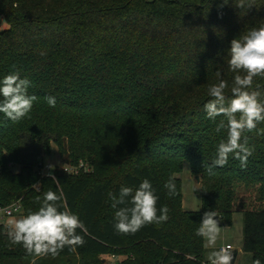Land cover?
<instances>
[{"label":"trees","instance_id":"16d2710c","mask_svg":"<svg viewBox=\"0 0 264 264\" xmlns=\"http://www.w3.org/2000/svg\"><path fill=\"white\" fill-rule=\"evenodd\" d=\"M249 2L250 9H238L233 0L222 7L223 0H0L9 25L0 29V79L18 71L37 97L18 122L0 113V207L20 201L26 215L39 209L36 197L63 193L88 230H77L86 243L75 251L33 257L10 243L0 223V264H105V254L123 256L120 264H205L204 239L195 234L204 212L230 222L238 184L264 203V122L243 134L254 148L246 167L230 154L210 172L227 132L217 133L222 117L213 122L204 109L210 85L227 81V102L234 76L243 74L229 68L228 49L264 23V0ZM248 90L261 91L264 103V77ZM27 139L44 155L55 145L60 165L78 173L43 172L42 158L24 154ZM185 162L201 178L197 211L182 206L176 174ZM170 177L173 196L164 187ZM145 178L169 219L134 235L117 233L112 195ZM242 249L264 264V205L245 210Z\"/></svg>","mask_w":264,"mask_h":264},{"label":"clouds","instance_id":"9594fccd","mask_svg":"<svg viewBox=\"0 0 264 264\" xmlns=\"http://www.w3.org/2000/svg\"><path fill=\"white\" fill-rule=\"evenodd\" d=\"M228 0H223V5ZM238 9H250L249 0H233ZM228 65L236 74L231 86L232 98L227 100L225 89L228 82L219 79L218 83L208 88V95L212 98L204 109L207 118L215 122V131L226 130L227 136L222 139L216 148V155L209 171L213 167H223L228 163L229 155L240 162L241 167H246L248 158L252 156L254 148L248 146V138L243 134L256 129L259 122H264V103L260 102L261 91L252 88L254 77H264V23L259 27H252L239 38L230 42L228 49ZM217 76L221 73L217 71ZM31 82L21 78L18 71L12 72L0 79V113H3L13 122L25 118L37 100L35 95H29L28 89ZM50 107H55V97H46ZM243 137V142L242 141ZM54 182L55 179L53 178ZM164 187L168 195L176 193L174 177H170ZM112 207L118 209L115 212L114 229L120 234H135L141 228L151 224H161L169 219L167 206L157 208L158 197L155 195L152 184L148 179H143L138 188L122 186L119 196L112 195ZM40 203L37 211H30L19 218L7 221L6 233L10 243L22 245L27 255L43 257L58 256L66 247L75 251L86 243L84 236L87 234L85 224L79 217L71 212L63 198L51 190L44 193L43 198L36 197ZM122 206V207H118ZM62 209V210H61ZM159 213V214H158ZM205 238L208 247H215L220 235V217L214 210L204 212L199 228L195 233ZM209 264H232L233 255L230 248L225 247L212 251L208 257ZM31 264H36L35 258ZM254 264H261L259 259Z\"/></svg>","mask_w":264,"mask_h":264},{"label":"rangeland","instance_id":"374dc122","mask_svg":"<svg viewBox=\"0 0 264 264\" xmlns=\"http://www.w3.org/2000/svg\"><path fill=\"white\" fill-rule=\"evenodd\" d=\"M9 25L0 15V29H7ZM24 154L30 160L33 161L37 157L42 158L43 164H50L53 167H59L63 169L64 167L71 168L70 165H60L59 155L57 153V148L53 145L52 153L49 155H44L42 153L41 147L32 143L29 139L25 140L24 143ZM18 169V167H16ZM77 169V168H76ZM44 172V170H42ZM91 171L89 166H86L85 171ZM181 180V192H182V206L185 210L197 211L200 209L201 205V187L197 182V178L192 174L189 163L185 162L182 170L176 174ZM39 189V183L35 185ZM237 192V197L235 200L236 207L233 210V215L230 220L224 221L220 224V235L216 241L215 247H208L207 242L204 239V251L203 255L208 260L209 254L212 251L219 250V247H224L226 244H230L234 249H238V257L236 264H253L252 255L242 249L243 237H244V213L247 208H262L264 203H261L256 198V192L254 189H246L244 185L238 184L235 187ZM25 215L22 213L15 214L13 216L1 217L0 223H3L6 228L7 221L13 218H19ZM105 264H120L118 261L122 259L123 256L115 254H105L102 255Z\"/></svg>","mask_w":264,"mask_h":264},{"label":"built area","instance_id":"2783aa9c","mask_svg":"<svg viewBox=\"0 0 264 264\" xmlns=\"http://www.w3.org/2000/svg\"><path fill=\"white\" fill-rule=\"evenodd\" d=\"M52 169H53V166L50 165V164H43V166H42V170H44L45 173H51ZM65 170L67 172H70V173L75 175V174L78 173L79 169L71 167L70 170H69V168L65 167ZM21 212H22V205H21L20 201L13 202L12 204H10L8 206H5V207H0L1 217L13 216V215L19 214ZM225 247L230 248V251L233 250V247L230 244H227V245H225L222 248H225ZM205 264H209V262H205Z\"/></svg>","mask_w":264,"mask_h":264},{"label":"water","instance_id":"95a60500","mask_svg":"<svg viewBox=\"0 0 264 264\" xmlns=\"http://www.w3.org/2000/svg\"><path fill=\"white\" fill-rule=\"evenodd\" d=\"M196 178H197V182L198 184L200 185L201 183V178L199 175H196ZM220 224H221V221H220ZM232 255H233V261H232V264H236V260H237V257H238V253H239V250L238 249H233L231 251Z\"/></svg>","mask_w":264,"mask_h":264},{"label":"crops","instance_id":"0c3cea01","mask_svg":"<svg viewBox=\"0 0 264 264\" xmlns=\"http://www.w3.org/2000/svg\"><path fill=\"white\" fill-rule=\"evenodd\" d=\"M188 211H190V210H188ZM227 245V244H226ZM222 247H219V250L221 249ZM234 249V248H233ZM203 259H204V261L205 262H209V260H207L205 257H204V255H203Z\"/></svg>","mask_w":264,"mask_h":264}]
</instances>
